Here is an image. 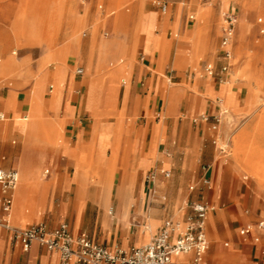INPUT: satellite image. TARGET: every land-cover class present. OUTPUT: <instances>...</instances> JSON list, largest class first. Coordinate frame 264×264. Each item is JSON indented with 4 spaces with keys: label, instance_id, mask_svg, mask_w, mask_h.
<instances>
[{
    "label": "crops",
    "instance_id": "1",
    "mask_svg": "<svg viewBox=\"0 0 264 264\" xmlns=\"http://www.w3.org/2000/svg\"><path fill=\"white\" fill-rule=\"evenodd\" d=\"M56 2L39 19L30 18L21 5L0 6V39L9 42L25 38L26 45L35 43L36 38L44 42L35 66L23 65L11 56L2 61L0 166L19 172L10 222L28 226L48 215L45 223L54 227L70 209L68 222L75 235L86 233L110 247L118 243L121 247L137 246L155 235L165 219L183 221L192 213V204L202 202L209 207V247L203 264H264V231L239 232L242 226L264 218V178L254 171L256 160L243 148L247 139L253 140L259 119L253 96L249 92L243 97L229 80L224 83L229 71L215 76L204 73L195 93L181 81L173 83V77H181L169 69L183 60L192 62L200 54L211 56L217 41L215 60L202 61V69L208 62L220 68L219 14L198 10L200 20L193 22L184 33L185 39L175 42L174 50L169 51L173 55L164 69L165 80L150 68L158 66L160 54H166L163 32L168 27L183 32L177 20L167 21L138 9L130 32L135 38L143 36V50L135 62L105 68L106 54L100 45L92 62L76 57L71 63L67 55L77 49L76 39L66 34L67 40L56 49V37L49 26L69 14L74 5L70 0ZM152 3L156 5L154 0ZM248 3L240 16L242 33L249 27L248 13L259 8ZM156 6L162 13L169 10L168 4L165 11ZM227 12L234 13L237 22L235 8ZM68 14L67 21L74 25L82 20V16ZM188 18L193 20L194 15ZM257 20L264 22L262 17ZM40 24L45 28L38 34ZM260 24L264 33V23ZM103 34L108 36L109 31ZM234 39L235 33L230 44V68ZM186 45L190 46L189 53L184 51ZM51 60L57 61L52 67L48 64ZM77 62L87 65L89 72L84 74V68L76 66L72 74V65ZM79 68L81 73L76 71ZM219 113L221 121L217 124L213 116ZM224 113L240 119L236 126V166L219 160L218 147L213 143L223 138L218 127L225 121ZM150 116H156L157 121L149 120ZM201 116L208 119H196ZM204 165L209 166L207 171L202 169ZM117 166L122 170L113 201ZM160 169L169 170L171 175L165 177ZM152 170H157L153 184L146 179ZM204 177L209 183L203 182ZM87 210L96 213L94 226L84 224ZM134 220L141 221V229L131 238L129 226ZM7 236L9 250L5 249ZM255 236L260 240L255 241ZM176 259L190 264L192 254H180ZM0 264H58V254L37 243L25 252L0 226Z\"/></svg>",
    "mask_w": 264,
    "mask_h": 264
},
{
    "label": "rangeland",
    "instance_id": "2",
    "mask_svg": "<svg viewBox=\"0 0 264 264\" xmlns=\"http://www.w3.org/2000/svg\"><path fill=\"white\" fill-rule=\"evenodd\" d=\"M56 1L57 0H0V6L21 5L30 18L37 17L39 19L41 16L44 18L43 15L47 10H51L54 6H56ZM70 1L74 5L72 10H70V13H65L63 18L49 26V30H52L56 37V49L61 47L67 40L65 36L68 34L76 39L78 43L77 49L71 50L67 55V59H69L71 63L76 59V57H80L82 61L88 58L89 62H92L97 56L98 47L100 45H104L103 52L106 54L105 68H112L127 61L135 62L139 52L143 50V36L135 38L130 32V27L133 20L132 17L135 16L138 9H140V11L153 12L159 18H165L167 21L175 19L179 22L183 29V32H181L180 29L177 30L174 27H168L163 32V37L167 43L166 54L163 56L160 54L158 66L154 69L150 68L153 73L163 76L165 71L164 69L170 63L169 59L173 55L172 53H169L170 49L173 48V51L176 46L175 42H180L182 38L185 39L184 33L190 29L193 22L200 20L198 10H206L211 15L219 14V21L222 23L224 13L235 8L237 22L233 46V60L229 74L226 78H224V82L229 80L230 85L236 87V90H240L241 95L245 97L248 95L249 91L255 87V81L253 79H249L247 76L251 70L255 76L264 79V48L257 46L258 42L264 40V33H261L260 30V23L264 22H259L257 20L259 17L264 19V0H259L257 2L256 6L259 7L258 9L248 13V19L250 20L249 27L244 30L243 33L240 30V16L245 11V5L254 0H161L166 2L169 6V10L166 13H162L159 8L152 3V0H88L85 4H81L82 0ZM100 6L103 8V12L101 11L102 8H99ZM92 13L96 14L95 19L91 18ZM67 14L69 16H73L74 14L82 16V20L78 24L74 25L72 22L67 21ZM190 14L194 15L193 20L188 18V15ZM44 28L45 24H40L37 29V33L40 34ZM84 30L86 31V35L82 36V32ZM104 30L109 31L108 36L103 34ZM25 40V38H12L9 42H6L0 39L1 77L3 75L2 61L7 56L20 60L24 63L23 65H28V67L35 66L38 63V60L43 54V38H36L35 43L31 45H26ZM217 47L218 41L212 49L213 53L211 56H208L207 54H200V57H196V59L192 62L183 60L179 65L169 66V69H174L172 72L173 75L175 71H178L181 77H179L180 79L173 77L171 79L172 82L177 83L181 81L188 86L190 91L198 93L199 91L197 85L199 81L205 77L202 69V61L215 60ZM89 48H93L91 49L90 54H88ZM184 51L189 53V51H191L190 46L186 45ZM120 59H122V62ZM56 63L57 61L55 60L48 62L50 67L54 66ZM76 66H82L85 70L84 74L89 72V67H87V65L82 62H77L72 65V74H74ZM4 77L5 76H3V78ZM164 78L167 80L166 77ZM168 86V82L165 81V87ZM259 103L264 105V102L262 101ZM227 109L231 112V108L227 107ZM222 118L225 121L218 127L219 132L223 135V141L227 140L229 144L226 154H221L217 149L216 155L219 160L236 166V126L238 125V122H240V119L236 120V117L232 118L228 113H224ZM157 119L158 118L156 116L149 117V120L153 122L157 121ZM196 119L199 120L201 117H197ZM140 121H143V119ZM226 129V133H223ZM121 170V166L116 167V181L114 183L112 197L113 201H115L114 196L117 186L119 185L118 182ZM96 193H99L98 190ZM114 205L115 204L113 203V214L115 213ZM70 212L71 210L69 209V213L67 215L62 214V218L57 221V223L62 220L68 222L69 218L72 217ZM83 217L84 224L89 225L90 223L91 226H94L96 213L90 214L89 210H87ZM47 218L48 215H43L38 221H32L30 223L39 221L47 222ZM210 218L211 216L208 217V220ZM139 221L140 220H134V222L129 226V235L131 238H135L140 233L139 230L141 229V221ZM8 245L10 244L7 236L5 249H8ZM115 246L121 247L120 243ZM131 246H134V244H129L128 246L121 248L127 249Z\"/></svg>",
    "mask_w": 264,
    "mask_h": 264
},
{
    "label": "built area",
    "instance_id": "3",
    "mask_svg": "<svg viewBox=\"0 0 264 264\" xmlns=\"http://www.w3.org/2000/svg\"><path fill=\"white\" fill-rule=\"evenodd\" d=\"M154 3L160 6L162 11L167 8V4L161 0H154ZM222 21L220 58L223 63L218 70L211 62L206 63L203 71L208 76L225 74L230 68L228 61L231 58L230 44L235 33V14L224 13ZM76 71L81 73L82 69L79 68ZM219 115L220 113L213 116L217 124L221 121ZM201 119L207 120L208 116H201ZM213 143L217 145L221 154L227 153L229 144L227 140L223 141L218 137L213 140ZM208 167L204 165L202 169L207 171ZM156 172L157 170H152L148 173L146 176L148 182L154 183ZM160 172L165 177L171 175L169 170H160ZM18 182L17 170L0 166V226L9 232L10 239L19 244L25 252L37 243L48 251L57 253L58 264H188L176 259V256L191 253L190 264H203L204 255L209 247L206 232L209 207L202 202L192 204V213L186 216L185 220L167 218L148 242L123 249L97 242L86 233L75 235L69 223L64 220L54 227L48 226L45 222L28 226L13 225L10 222V216L13 192ZM203 182L207 184L209 180L204 177ZM254 229L264 231V218L242 226L239 232L246 235ZM254 240L259 241L260 237L255 236Z\"/></svg>",
    "mask_w": 264,
    "mask_h": 264
},
{
    "label": "bare ground",
    "instance_id": "4",
    "mask_svg": "<svg viewBox=\"0 0 264 264\" xmlns=\"http://www.w3.org/2000/svg\"><path fill=\"white\" fill-rule=\"evenodd\" d=\"M258 1L259 0H254L248 3V5H257ZM257 46L264 48V40L258 42ZM247 76L249 77V79H253L255 81V87L252 88L249 92H251L253 96V108L256 107L255 110L259 111V119L257 120L256 128L252 132L253 140L250 139V141L249 139H247L245 142L246 146H243V148L245 147L246 153L252 155V157H254L253 160H256V167L253 166L252 163H250L252 164V168L254 169V171H256L259 175L261 173L260 177L264 178V105L259 103L260 101L264 102V79L255 76L252 73V70L247 74ZM227 82L228 81H225L224 83ZM249 155H247L248 158ZM250 162H252V160Z\"/></svg>",
    "mask_w": 264,
    "mask_h": 264
}]
</instances>
